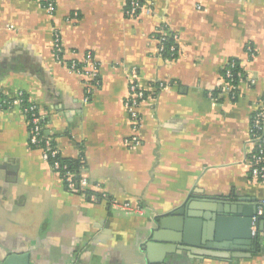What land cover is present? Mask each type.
Returning a JSON list of instances; mask_svg holds the SVG:
<instances>
[{
    "label": "crops",
    "instance_id": "obj_1",
    "mask_svg": "<svg viewBox=\"0 0 264 264\" xmlns=\"http://www.w3.org/2000/svg\"><path fill=\"white\" fill-rule=\"evenodd\" d=\"M127 8L125 0H56L51 15L37 0H0V91L37 105L64 158L82 151L98 195L66 187L30 145L21 106L0 110V261L264 264V231L252 237L245 216L264 204V180L252 178L247 161L264 94V0H146L136 15ZM160 28L174 39L168 58ZM88 52L99 66L91 88L69 67ZM228 67H238L235 100L224 93ZM134 70L148 92L136 129L126 108ZM134 135L140 145L130 147ZM189 205L198 215L190 237L211 238L223 247L217 255L192 257L174 243L172 212Z\"/></svg>",
    "mask_w": 264,
    "mask_h": 264
},
{
    "label": "built area",
    "instance_id": "obj_2",
    "mask_svg": "<svg viewBox=\"0 0 264 264\" xmlns=\"http://www.w3.org/2000/svg\"><path fill=\"white\" fill-rule=\"evenodd\" d=\"M43 4L49 14L53 15L56 11V0H37ZM128 6V14L136 15L145 5L146 0H125ZM159 52L162 53L165 49V40L167 32L160 28L158 30ZM172 47V46H171ZM170 47V48H171ZM175 47V46H174ZM172 47L170 50H175ZM54 51L55 54L60 58L64 52V48L61 42L60 35L55 34L54 39ZM171 52V51H170ZM172 53V52H171ZM232 63V67H234ZM69 67L88 78L90 81L89 87L95 86L98 83L99 78V66L91 52H88L82 62L73 60ZM231 68H227L225 72V83L224 93L229 99L235 100L238 97V83L234 81V72ZM132 81L129 86V96L126 99V108L130 114L131 120L136 129L140 124V114L138 108L140 104L148 98V92L142 88L136 81L137 72H132ZM158 87L164 88L165 83H158ZM24 93L20 92L15 98H8L4 96L0 91V110L5 108H11L12 106H21L24 114L26 115L29 122V142L32 147L40 148L43 154V158L50 162L51 158L63 157L61 155L59 147L53 142V140L43 134V120L44 117L40 113L39 108L36 104L30 103L28 106H23ZM126 144L130 147L140 145V138L137 135L131 136L126 139ZM79 157L85 160V156L82 151L79 152ZM250 166V172L253 179L264 180V94L258 103L257 110L253 113L250 124V150L247 158ZM53 169L57 171L63 178L66 187L73 192L80 194H86L90 189V181L86 174H84V167L81 172L78 186L75 185L73 179V173L67 170V165H61L60 162L51 164ZM62 169V171H61ZM64 169V173H63ZM62 172V173H61ZM90 199L95 201L97 194L91 193ZM120 205L121 208L127 210H141L140 206H133L131 202H123ZM264 216V204H260L257 207L255 214L251 218V234L252 237H257L260 229V224ZM264 231V227L262 229Z\"/></svg>",
    "mask_w": 264,
    "mask_h": 264
},
{
    "label": "water",
    "instance_id": "obj_3",
    "mask_svg": "<svg viewBox=\"0 0 264 264\" xmlns=\"http://www.w3.org/2000/svg\"><path fill=\"white\" fill-rule=\"evenodd\" d=\"M195 206V204H193ZM192 205H189V209L177 210L172 212L173 216V228L179 233L178 237L174 240V243L177 245L178 249L182 251H188L192 257H204L205 255H217V250H222L223 247L216 244L215 241H212L211 238H208V241L197 242L190 237L189 228L196 221V217L198 216L193 211H191ZM245 216L252 217L253 215L249 212L245 213ZM217 217V216H216ZM215 217V218H216ZM205 219L209 218V215H205ZM264 227V216L260 224V229L262 230ZM210 239V240H209ZM156 237L152 239V241H158ZM244 244H252V240H245ZM0 264H30V260L28 255H17L12 254L8 255L6 258L0 261Z\"/></svg>",
    "mask_w": 264,
    "mask_h": 264
},
{
    "label": "trees",
    "instance_id": "obj_4",
    "mask_svg": "<svg viewBox=\"0 0 264 264\" xmlns=\"http://www.w3.org/2000/svg\"><path fill=\"white\" fill-rule=\"evenodd\" d=\"M43 4L45 5L44 2H43ZM173 43H174V39H173L172 36L169 35L166 38L165 43H164L165 44V49L162 52L163 57L168 58L169 56H172L169 49H170V47H171V45ZM237 71H238V67L236 68L235 74L233 76L235 83H238V80H239V76H238V72ZM29 104L30 103L27 101V99H26V97L24 95L23 106H28ZM43 134L45 135L44 130H43ZM47 137H49V136H47ZM53 142L55 143V141H53ZM55 162H60L61 165H67V170L71 171L74 174L73 175V179H74L75 185L78 186V183H79L78 181H79L81 172L83 170V167H85V164H86L85 160H83V158H81V157H78V158H64V157H60V156L57 157V158H51L50 159V164H54ZM61 171H62V169H61ZM63 173H64V169H63ZM91 193H92L91 191L87 192L88 198H90V194Z\"/></svg>",
    "mask_w": 264,
    "mask_h": 264
},
{
    "label": "bare ground",
    "instance_id": "obj_5",
    "mask_svg": "<svg viewBox=\"0 0 264 264\" xmlns=\"http://www.w3.org/2000/svg\"><path fill=\"white\" fill-rule=\"evenodd\" d=\"M129 115V114H128Z\"/></svg>",
    "mask_w": 264,
    "mask_h": 264
}]
</instances>
